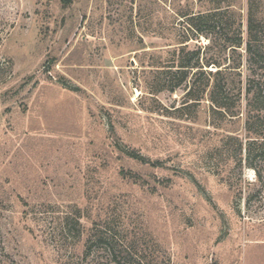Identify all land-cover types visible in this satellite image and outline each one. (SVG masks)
<instances>
[{"label": "rangeland", "instance_id": "374dc122", "mask_svg": "<svg viewBox=\"0 0 264 264\" xmlns=\"http://www.w3.org/2000/svg\"><path fill=\"white\" fill-rule=\"evenodd\" d=\"M212 3L247 39L248 0H0V264H264L246 101L185 107L197 70L169 90Z\"/></svg>", "mask_w": 264, "mask_h": 264}, {"label": "trees", "instance_id": "16d2710c", "mask_svg": "<svg viewBox=\"0 0 264 264\" xmlns=\"http://www.w3.org/2000/svg\"><path fill=\"white\" fill-rule=\"evenodd\" d=\"M211 6L212 9L204 13L184 15L196 40L203 36L209 40V44L189 53L190 58L184 56L188 45L178 47L176 72L181 79L169 90L175 92L181 88L191 72L197 70L185 95V107L208 101L214 120L218 117L229 121L239 118L245 100V129L249 134L245 162L262 181L259 164L264 161V14L259 9L258 1L248 0L247 39H244L241 8L234 3H212ZM187 42L189 40L180 44ZM202 50L210 53L203 60ZM205 67H215L216 70H204ZM227 140L238 143L241 154L244 145L239 138L230 136ZM87 247L89 249L90 245ZM115 251L114 248L110 250L111 256L114 257Z\"/></svg>", "mask_w": 264, "mask_h": 264}, {"label": "water", "instance_id": "95a60500", "mask_svg": "<svg viewBox=\"0 0 264 264\" xmlns=\"http://www.w3.org/2000/svg\"><path fill=\"white\" fill-rule=\"evenodd\" d=\"M213 68H215V67H213Z\"/></svg>", "mask_w": 264, "mask_h": 264}]
</instances>
